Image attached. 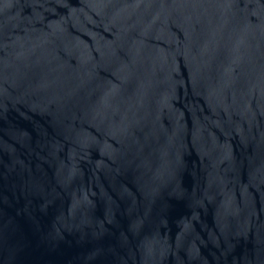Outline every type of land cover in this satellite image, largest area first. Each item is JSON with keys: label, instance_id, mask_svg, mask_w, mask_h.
I'll return each instance as SVG.
<instances>
[{"label": "water", "instance_id": "obj_1", "mask_svg": "<svg viewBox=\"0 0 264 264\" xmlns=\"http://www.w3.org/2000/svg\"><path fill=\"white\" fill-rule=\"evenodd\" d=\"M0 264H264V0H0Z\"/></svg>", "mask_w": 264, "mask_h": 264}]
</instances>
